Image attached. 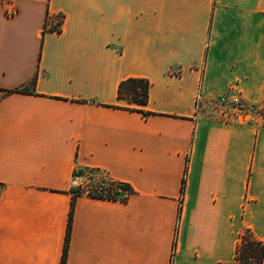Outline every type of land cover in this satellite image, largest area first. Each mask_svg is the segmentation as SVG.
Returning a JSON list of instances; mask_svg holds the SVG:
<instances>
[{
	"label": "crops",
	"instance_id": "crops-1",
	"mask_svg": "<svg viewBox=\"0 0 264 264\" xmlns=\"http://www.w3.org/2000/svg\"><path fill=\"white\" fill-rule=\"evenodd\" d=\"M129 77L146 105L118 97ZM230 89L264 107V0H0V264H236L246 229L264 243V124L221 115ZM87 170L133 192L70 216Z\"/></svg>",
	"mask_w": 264,
	"mask_h": 264
},
{
	"label": "trees",
	"instance_id": "trees-1",
	"mask_svg": "<svg viewBox=\"0 0 264 264\" xmlns=\"http://www.w3.org/2000/svg\"><path fill=\"white\" fill-rule=\"evenodd\" d=\"M47 29L45 25V30ZM59 30V27L53 26L52 30ZM34 81V80H33ZM149 89L150 82L146 78L141 77H129L122 80L118 88V97L124 98L131 102L133 105L142 107L147 104L149 100ZM8 92H25V89L22 87L11 89ZM146 114V113H145ZM185 178L182 181V190H184ZM94 188L96 191H85L71 189L73 193V203L70 216H72L74 201L77 195L82 194L83 192H88V194L127 201L130 193L133 192L132 186L123 181L110 180L107 184L96 183ZM71 220L68 225V238L70 233ZM67 246L65 247L62 264H65ZM235 262L236 264H264V243L256 238L250 229H246L245 232L240 236V240L237 243L235 250Z\"/></svg>",
	"mask_w": 264,
	"mask_h": 264
},
{
	"label": "rangeland",
	"instance_id": "rangeland-1",
	"mask_svg": "<svg viewBox=\"0 0 264 264\" xmlns=\"http://www.w3.org/2000/svg\"><path fill=\"white\" fill-rule=\"evenodd\" d=\"M216 107L219 109L220 113L234 114L238 113V111L231 105H222L220 103H215ZM250 120L253 118H262V122L264 124V107H262V111H257L255 108L248 112ZM232 116V115H231ZM252 117V118H251ZM79 172H76L78 174ZM110 180L105 178V174L100 171H85L83 172V176L81 178H77L74 181L73 189L74 190H82L85 191H96L94 188L96 183H104L107 184Z\"/></svg>",
	"mask_w": 264,
	"mask_h": 264
},
{
	"label": "built area",
	"instance_id": "built-area-1",
	"mask_svg": "<svg viewBox=\"0 0 264 264\" xmlns=\"http://www.w3.org/2000/svg\"><path fill=\"white\" fill-rule=\"evenodd\" d=\"M9 2V1H7ZM215 103H220L222 105H231L233 106L238 113H234V114H227V113H221V115H223V117L228 118V119H233V120H239V121H248L250 119L249 117V111H251L252 109H254V107L246 104L240 97V95L230 89L229 91H227L226 93L222 94ZM216 105V104H215ZM257 111H262V107L257 108ZM232 115V116H231Z\"/></svg>",
	"mask_w": 264,
	"mask_h": 264
}]
</instances>
